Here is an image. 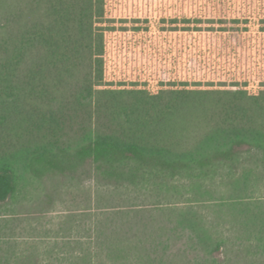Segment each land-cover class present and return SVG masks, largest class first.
<instances>
[{
	"label": "trees",
	"instance_id": "trees-1",
	"mask_svg": "<svg viewBox=\"0 0 264 264\" xmlns=\"http://www.w3.org/2000/svg\"><path fill=\"white\" fill-rule=\"evenodd\" d=\"M108 7L0 0V264L264 260V18ZM153 29L259 51L246 74L149 80L118 47Z\"/></svg>",
	"mask_w": 264,
	"mask_h": 264
},
{
	"label": "rangeland",
	"instance_id": "rangeland-1",
	"mask_svg": "<svg viewBox=\"0 0 264 264\" xmlns=\"http://www.w3.org/2000/svg\"><path fill=\"white\" fill-rule=\"evenodd\" d=\"M109 14L117 17H161L175 15L203 16L205 18H223L231 26L230 19L235 17L258 19L264 18V0H109ZM228 21V22H227ZM126 46H119L126 59L140 58L142 69L146 70L149 80H155V75L165 76H196L207 74L215 68L226 69L229 72L249 70L240 62V49L244 46L257 57L258 49L249 50L253 43L244 45L238 32L230 36H214L208 33L200 35H183L179 32L165 33L153 29L152 32L136 34L127 41ZM250 44V45H249ZM130 53V55H128ZM263 56L260 62L264 64ZM220 64L215 66L216 60ZM257 60V59H256ZM255 60V61H256ZM222 64V65H221ZM250 70H259L257 65ZM145 73L143 70L141 71ZM151 73L153 76L149 77ZM145 75V74H144ZM157 79V78H156ZM77 186L71 188L77 190ZM70 190V191H71ZM67 194L65 203H60L58 209L77 205ZM255 264H264V260L255 259Z\"/></svg>",
	"mask_w": 264,
	"mask_h": 264
}]
</instances>
